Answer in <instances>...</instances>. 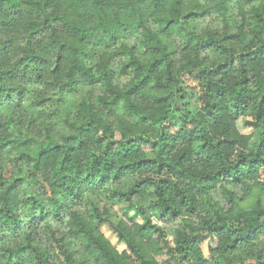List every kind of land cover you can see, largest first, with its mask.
Listing matches in <instances>:
<instances>
[{"label":"trees","instance_id":"1","mask_svg":"<svg viewBox=\"0 0 264 264\" xmlns=\"http://www.w3.org/2000/svg\"><path fill=\"white\" fill-rule=\"evenodd\" d=\"M210 13L219 28L194 25ZM118 58L130 76L121 86ZM186 75L198 80L196 108ZM85 87L101 93L61 110ZM48 107L39 134L33 112ZM7 151L25 171L0 169V235L10 236L0 264H264V201L233 200L264 182V0H0V158ZM101 192H151L152 212L176 223L172 241L150 219L75 209Z\"/></svg>","mask_w":264,"mask_h":264},{"label":"rangeland","instance_id":"2","mask_svg":"<svg viewBox=\"0 0 264 264\" xmlns=\"http://www.w3.org/2000/svg\"><path fill=\"white\" fill-rule=\"evenodd\" d=\"M194 22V25L199 28H219L220 27V19L215 13H210L207 15H204L203 17L196 19ZM131 45L136 46V48H139L138 42L136 38H133L132 40L128 41ZM168 43L170 45L171 49H177L176 53L174 54L175 57H178L179 53V39L177 37H173L168 40ZM122 59H116L112 63V67L114 68V81L117 85L121 86L124 83H126L130 76H122L120 75V67L122 64ZM89 64L92 63L91 60L88 61ZM184 81L186 84V87L188 88L187 97L189 100L190 105L193 108L197 107L196 102V96L198 91V80L192 76V75H186L184 76ZM90 92L92 97L96 99L97 95H99L100 89L98 87H85L81 88L79 93L74 96H69L65 105L60 106L61 110L71 109V101H79L81 96H84L86 92ZM51 109V107L45 108L44 110H37L33 112V124L36 129V131L41 134V129L39 128V123H49L50 120L47 116V112ZM122 110L119 109L117 113H121ZM106 121L113 126L112 115H107L105 117ZM238 126L240 129L244 132H249L248 128H245L241 121L239 120ZM0 169H2L7 177L10 179H15L20 177L24 174L25 171V164L21 163L16 160L15 153L13 151H7L4 152V154L1 155L0 158ZM132 184V179L130 177H126L122 179L119 183L116 184L115 187L120 190H125L127 187H129ZM112 190H110L111 192ZM151 191V190H150ZM261 199L264 201V182L262 184H252L249 189H245L244 187H239L235 190V194L233 196V200L236 203L237 207L240 208H247L249 207L256 199ZM153 197L151 195V192H148L144 194L143 196H134L131 200H125L124 198H118L115 197L113 199L108 198L107 192H101V193H87L82 202L79 204L74 205L75 209L77 208L80 212L83 213H89L90 209H92L93 206L98 207L100 212L103 213L104 216L110 215V218L113 221L117 220H124L128 224H130L131 221H135L139 224H142L146 221V219H150V221L164 229L166 232V236L169 242L172 241V234L171 231L175 228L176 223L170 222V223H164L160 221L156 214L152 212L150 209V204ZM69 207H73L72 204L69 205ZM74 208V207H73ZM66 207H64L63 211ZM139 209H142L144 213H140L138 211ZM63 214V213H62ZM61 214V215H62ZM63 228V223L60 224ZM39 236L38 238H41L43 240V245L45 244V239L43 236V229L39 227L38 229ZM101 230L104 233V235L119 249L122 250L125 247V243L121 241L118 236L107 226L103 225L101 226ZM4 237V238H3ZM0 238L2 241L7 240L10 238L9 234L7 232L1 233ZM209 239H206L202 242L201 246L205 252V255L207 256V249L206 245L209 242ZM212 243V241H210Z\"/></svg>","mask_w":264,"mask_h":264}]
</instances>
